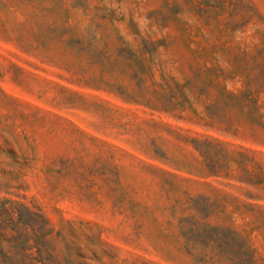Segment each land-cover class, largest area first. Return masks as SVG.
<instances>
[{
  "label": "rangeland",
  "instance_id": "1",
  "mask_svg": "<svg viewBox=\"0 0 264 264\" xmlns=\"http://www.w3.org/2000/svg\"><path fill=\"white\" fill-rule=\"evenodd\" d=\"M2 201L53 264H264V0H0Z\"/></svg>",
  "mask_w": 264,
  "mask_h": 264
},
{
  "label": "trees",
  "instance_id": "2",
  "mask_svg": "<svg viewBox=\"0 0 264 264\" xmlns=\"http://www.w3.org/2000/svg\"><path fill=\"white\" fill-rule=\"evenodd\" d=\"M0 202V264H53L43 237L47 220L16 202ZM25 214V217L22 216ZM35 217L40 218L39 223ZM10 227L11 234L3 231Z\"/></svg>",
  "mask_w": 264,
  "mask_h": 264
}]
</instances>
